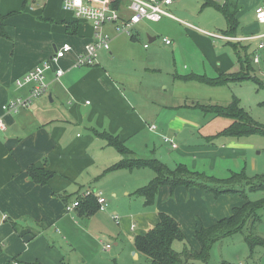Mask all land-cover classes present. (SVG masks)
<instances>
[{
  "label": "crops",
  "instance_id": "0c3cea01",
  "mask_svg": "<svg viewBox=\"0 0 264 264\" xmlns=\"http://www.w3.org/2000/svg\"><path fill=\"white\" fill-rule=\"evenodd\" d=\"M202 2L203 7H207L204 0ZM238 2L241 10L237 35L221 38L225 40L223 46L213 41L216 43L213 48L216 51L217 48L221 49L214 59L217 64L213 65L219 75L244 70L250 64V74L257 75L254 65H259L264 57V45L261 47L264 37H257L264 34V31H259L264 29V23L259 24L256 20V8L264 5V0ZM11 6V9L21 8L12 10L14 13L7 20L8 36H0V114H3L4 103L29 95L32 84L19 85L18 80L50 59L64 43H70L72 50L48 71L49 87L44 94L29 107L3 114L6 128H0V222L3 214H7L8 219L0 225V264L11 259H16L20 264H64V251L75 248L74 244L85 241L89 236H96L101 232L98 229H105L108 212L99 210L88 216L80 214L76 208L71 211L67 209L73 201L85 197L87 189L103 194L110 203L109 210L112 202L114 210L124 213L122 220L126 228H132V224H135L130 238L136 259L142 256L135 249L137 235H143L153 228L159 222L160 212L173 215L180 222L184 234L190 231L192 238H195L196 231L201 227L231 216L236 207L246 203L247 200L239 198V194L216 196L197 186L181 185L174 189L170 185H162L155 202L147 204L146 197L137 191L147 186L156 177V172L149 167L110 170L123 159V155L97 134L107 132L118 136L132 151L134 158H158L172 169L184 164L191 170L220 179L244 170L241 167L238 171L231 170L227 177H219L194 169L197 158L209 161L217 156L243 153L240 148L244 151L246 147L242 145L251 144L228 140L227 145L221 148L215 146V142L212 143L214 146L188 145V135L194 134V131L205 140L221 136L219 133L225 128L214 134H206L209 129L203 128L213 113L203 110L198 103H182L177 95H170L174 96L172 99L152 97L157 101L143 104L141 92L147 89L146 85L143 87V82L139 81L137 91L125 83L132 82L128 80V72L121 82L113 77V72L117 71V74L124 75L120 61L126 64L123 58L130 56L136 48L141 49L142 43L145 49L152 48V55L156 58L161 51L154 43L159 31H173L178 26L175 20L182 25L187 24L178 14L191 12L189 8L176 6L172 10L170 5L169 10L176 18L164 17L155 22L160 24L154 26L153 30L145 21L141 22L132 34H127L129 36L117 30V23L104 24L101 34L109 38V49H100L94 64L77 66L78 56L85 51L86 45L99 37L91 21L80 19L66 10L64 0H14ZM127 6V0L120 4L126 17L130 13ZM147 30H151L146 34L153 46H146L148 43L142 38ZM190 31L193 39L202 46H213L210 38ZM165 38L172 43L167 44ZM163 41L172 46L168 51L175 57L179 43L174 44L168 34ZM232 43L238 44L235 46ZM145 56V69L160 70L150 65L148 54ZM171 66L172 69L176 67L172 63ZM58 67L65 72L60 79L55 72ZM191 70L185 75L174 74V80L188 82L190 80H184L182 76L189 74L207 76L206 73ZM182 107H197L204 117L199 120L195 116H182L176 111L170 113ZM226 118L231 120L230 125L232 119ZM153 125H156L155 129ZM158 137L164 141L170 138L177 147H173L171 141H166L168 146L157 153L155 139ZM238 143L239 146L232 145ZM232 147L237 148L235 154ZM149 149L155 152L156 157L144 155ZM192 155L194 163L177 161L188 160ZM168 160L173 162L174 167L169 165ZM31 166L44 167L53 172V177L45 184L36 183L28 171ZM135 196L142 197L137 202L142 206L138 212L132 208L125 211L115 204ZM126 212H130V216ZM114 215L117 214L114 212L113 218ZM263 235L260 236L264 238ZM192 238L193 248L199 251L200 244Z\"/></svg>",
  "mask_w": 264,
  "mask_h": 264
},
{
  "label": "rangeland",
  "instance_id": "374dc122",
  "mask_svg": "<svg viewBox=\"0 0 264 264\" xmlns=\"http://www.w3.org/2000/svg\"><path fill=\"white\" fill-rule=\"evenodd\" d=\"M12 1L14 3V0H0V15L7 14L12 10H18L21 8L11 9ZM19 3L20 2L18 1L17 4L19 5ZM202 4V0H174V4L170 6L172 10L176 6L179 8L186 6L189 10H191V12L178 14L179 17H181V20L183 19V21L187 22V24L183 22L185 25H182L180 21L175 20V24L178 26H175L176 28L173 31H159L160 33L158 39L154 43L161 51L158 52L156 58L152 55V48L145 49L143 46L144 43H142L141 49L136 48V50L132 51L130 56L123 58L125 59L126 64L123 65L122 61H120L119 65L121 66L120 68L123 70L122 74L124 75L117 74L119 71L113 72L114 79L121 82L125 79V77H127L125 73L128 72V80L132 82L125 83L133 87L134 90H139V81L143 82V87L145 85L147 89L151 87L148 90L145 89L141 92V96L143 98L141 99V102L143 104H148L150 101H157L152 100V97L172 99L174 96L170 97V95H177L182 103L187 101L190 104L193 102L194 104L227 105L234 97H237L241 106L251 115V117L264 124V57L259 65H254L256 68L255 71H257V75L255 76H257L262 83L253 79H247L244 81H228L223 84H209L198 80H190L188 82L174 80V74L179 73L178 75H185L191 72V69L197 73H206L207 77L210 78H216L219 76L217 68H214L215 66L213 65L217 64V62L215 64L214 59L221 53V49L217 48L216 51L215 48H213L216 43H213V41L217 42L220 46L225 45V40L217 37V35H223V33H226L228 28L227 20L224 14L218 9L213 7H203ZM174 12L178 13L176 10ZM145 23H147L152 30L154 26L160 24L146 20ZM188 24H191L194 27L189 26ZM190 30L210 38L209 40L212 42L213 46H202V44L196 42V40L193 39V34ZM149 31L151 32V30L145 31V33L142 34V38L146 43H148V45L153 46L154 43H149V39L146 34ZM259 31H264V29L261 28ZM209 33L214 34L215 36ZM167 34L174 40V44L175 42H177V44L179 43V48L176 51L175 57H173L168 51V49L172 46L167 45L163 41V37ZM124 35L129 36L126 33ZM147 54L150 65H154L160 70L150 71L145 69L144 61L146 60L145 55ZM171 63L176 66L174 69H172ZM173 82H175V85H173ZM168 86L169 88L166 89ZM158 102L161 101L159 100ZM175 111L182 116H195V118L199 120L204 117V113L197 107H182V109H176L174 111H170V113ZM201 122L202 121H200V123ZM230 122L231 120L227 119L225 116H215L211 114L204 125L202 122V125L204 129L206 127L209 129L206 131V134H214L229 126ZM216 129L218 130L215 131ZM188 137L189 140L187 144L195 147L203 145L214 146L212 143L215 142V146H219V148H221L222 146L227 145L226 141L228 140L241 143L251 142V144L242 145L246 147L244 151L240 148L243 153L235 154L234 152L237 148L234 149L232 147L233 149L231 150L235 155L225 157L217 156L215 157L216 159L209 161L207 159L197 158L195 163L197 166H195L194 169L204 170L208 174H214L219 177H227L231 174V170L238 171L242 167L246 170L247 175L250 177L264 176V134L253 133L250 136L241 138L221 135L218 138L216 137L214 139L205 140L200 137V134L197 131H194V134H189ZM155 142H157L158 147L156 150L157 153L160 152V149L168 146L166 141L159 137L155 139ZM232 145L234 147L239 146V143ZM153 153L155 152H151L149 149L147 154L144 155L156 157ZM192 158H194L193 155L191 158L189 157L188 160L177 161H185V163L190 164L191 162L194 163ZM168 161L171 163L170 164L168 162L169 165L174 167L173 162L171 160ZM238 186L241 189L246 188L249 198L252 200L264 197V191H250L248 185L241 184ZM236 194H239V198H243L240 191L233 192V195ZM141 198L142 197L135 196L132 197V199H125L119 203L115 202V204L124 208L125 211H130L132 208L138 212L141 210L142 206H139L137 202H139L138 200H142ZM237 199L234 198V201H237ZM74 202L75 201H73L69 206H72ZM78 206L79 204L73 209ZM102 211L105 213L108 212L109 214L107 216L108 219L104 222L105 229H98V231L101 232H99L96 236H89L85 238L86 242H78L74 244L76 245L75 248H68L67 251H64V264H148L149 259L146 255H139L138 259H136L133 255L134 246L130 237L134 232L131 227L126 228V225L122 220V216L125 214H122L121 211L114 210L112 202L110 210L109 207H107ZM109 212H111V214ZM114 212L119 216V220L113 218ZM260 214L262 219L256 222L253 227L254 231L252 230L256 235L264 234V208L260 210ZM127 215L130 216V212H128ZM250 231L251 230L245 228L244 232L234 233L214 242L211 246L208 264H264L263 245L256 244L251 246L246 240V236ZM189 232L186 233L187 235L185 239H176L174 241L173 248L177 252H183L185 246H188V249H190V246L193 247L190 240L193 235ZM192 239L195 241V238ZM106 244H109L111 248L108 250L105 249ZM192 264H201V262L196 261Z\"/></svg>",
  "mask_w": 264,
  "mask_h": 264
},
{
  "label": "trees",
  "instance_id": "16d2710c",
  "mask_svg": "<svg viewBox=\"0 0 264 264\" xmlns=\"http://www.w3.org/2000/svg\"><path fill=\"white\" fill-rule=\"evenodd\" d=\"M122 1L117 0L115 6L119 8ZM238 1L225 0V2L221 3L219 0H204V6L214 7L226 17L228 28L226 33H223L224 35L234 36L238 33L240 25L238 14L241 10ZM13 13L12 11L0 15V36H8L6 24L8 18ZM237 44L232 43L235 46ZM250 67L251 64L248 68L246 67L244 70L238 72L221 73L216 78H210L200 74H189L182 76V78L187 81L198 80L209 84H223L228 81H244L247 79H253L262 83L257 76L250 74ZM197 105L207 112L232 119V123L221 131L219 133L220 135L245 137L253 133L264 134V124L253 119L241 106L237 97H234L227 105L201 103ZM97 134L123 155V159L113 165L110 170L149 167L156 172V177L147 186L137 191V193L146 197L147 204H153L155 202L158 189L162 185H170L174 189L181 185L187 187L197 186L213 192L216 196L223 193L240 191L243 198L247 200L242 206L236 207L231 216L222 218L210 226H203L196 231L195 239L201 246L199 251L192 246H190V249H188V246H185L183 252H177L173 248L174 241L176 239H185L186 235L182 230L180 222L173 215L167 212H160L159 222L153 228L149 229L147 233L137 235L135 239L136 251L148 257V264H192L196 261L201 262V264H208L211 246L214 242L234 233L244 232L245 228L251 230L246 236V240L251 246L256 244L264 245V238L253 232V227L256 222L261 220L260 210L264 208V197L252 200L249 198L246 188L241 189L238 186L241 184L248 185L250 191H264V176L250 177L244 169L228 178L220 179L191 170L184 164H180L172 169L158 158H134L132 151L118 136L107 132H97ZM28 171L31 178L39 184H45L53 177V172L44 167L31 166ZM79 200V206L76 209L80 214L90 216L101 210V205L95 195L80 197ZM15 262L20 264L16 259H11L5 264H15Z\"/></svg>",
  "mask_w": 264,
  "mask_h": 264
},
{
  "label": "built area",
  "instance_id": "2783aa9c",
  "mask_svg": "<svg viewBox=\"0 0 264 264\" xmlns=\"http://www.w3.org/2000/svg\"><path fill=\"white\" fill-rule=\"evenodd\" d=\"M116 1L117 0H64V8L73 12L80 19L91 21L99 35L98 40L88 43L85 51L78 56L76 63L77 66L94 64L97 60L99 50L109 49V38L101 34L102 26L108 22L117 23V30L119 32L130 35L133 33L134 28L142 21L158 22L164 17L176 18V16L169 10V6L174 3V0H127V8L130 12L127 17L124 16L120 7L118 8L115 6ZM256 19L258 22L264 23V5H260L256 8ZM188 25L192 26L191 24ZM217 37L225 39L230 38L226 35H217ZM257 37H264V34ZM164 41L167 44L172 43L168 38H165ZM263 45L264 43L262 42L261 47ZM146 46H148V44ZM71 50V44L64 43L56 50L55 54L50 59L45 60L25 74L22 79L18 80L19 85L28 83L32 84L31 91L29 95L25 97H19L4 103L2 106L3 114L18 112L22 108L29 107L36 98L44 94L49 87V82L47 80L48 71L51 70L54 64H58ZM64 73L63 68L58 67L56 69V77L58 79H60ZM3 114H0L1 129L6 128ZM152 128L155 129L156 125H153ZM166 141H171L173 147H177V144L170 138H166ZM88 195H95L97 197L101 205V210H105L108 207V200L103 194L89 189L85 193V196ZM78 204L79 200L75 201L72 206L68 205L67 208L68 210H71ZM114 218L119 220L118 215H114ZM7 219V214H3L1 223ZM134 227L135 225L132 224V229ZM110 248L111 246L109 244L105 245V249L108 250ZM15 264L17 263L15 262Z\"/></svg>",
  "mask_w": 264,
  "mask_h": 264
},
{
  "label": "bare ground",
  "instance_id": "6f19581e",
  "mask_svg": "<svg viewBox=\"0 0 264 264\" xmlns=\"http://www.w3.org/2000/svg\"><path fill=\"white\" fill-rule=\"evenodd\" d=\"M56 72V71H55Z\"/></svg>",
  "mask_w": 264,
  "mask_h": 264
},
{
  "label": "water",
  "instance_id": "95a60500",
  "mask_svg": "<svg viewBox=\"0 0 264 264\" xmlns=\"http://www.w3.org/2000/svg\"><path fill=\"white\" fill-rule=\"evenodd\" d=\"M135 253V252H134Z\"/></svg>",
  "mask_w": 264,
  "mask_h": 264
}]
</instances>
